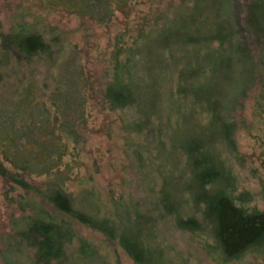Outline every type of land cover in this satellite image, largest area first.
<instances>
[{
  "label": "trees",
  "instance_id": "obj_1",
  "mask_svg": "<svg viewBox=\"0 0 264 264\" xmlns=\"http://www.w3.org/2000/svg\"><path fill=\"white\" fill-rule=\"evenodd\" d=\"M110 1L106 17L90 7L78 11L106 24L114 9L131 2L104 0ZM243 1L180 0L172 14L113 38L101 107L131 111L126 129L136 139L145 132L155 139L152 161L137 168L147 184L136 201L107 195L91 176L69 186L78 167V130L89 116L87 78L72 60L71 69L63 61L58 36L23 25L0 32V82L7 75L18 83L0 104L14 100L19 113L15 124L0 107V177L17 192L12 201L20 215L11 219L9 240L29 253L27 264H104L76 224L115 243L133 264H170L156 228L167 220L206 239L223 261L264 250V187L259 207L254 193L239 190L233 165L239 159L235 114L249 94L264 127V0ZM41 55L65 68L45 99L32 94L35 80L16 75L17 66ZM136 145L140 160L145 145Z\"/></svg>",
  "mask_w": 264,
  "mask_h": 264
},
{
  "label": "rangeland",
  "instance_id": "obj_2",
  "mask_svg": "<svg viewBox=\"0 0 264 264\" xmlns=\"http://www.w3.org/2000/svg\"><path fill=\"white\" fill-rule=\"evenodd\" d=\"M179 2L180 0H131L126 7L114 9L109 22L99 24L92 20L89 14L78 10L90 7L99 14L98 16L106 17L107 9L114 8V2L0 0V32L23 25L35 27L43 32L46 38L58 36L63 44L61 48L63 61L68 60V67L71 69L72 60L82 69L87 78L90 95L89 116L85 125L78 130L80 136L75 149L78 167L75 168L76 175L69 182L70 187L71 184L75 187L80 176H91L96 187L107 195L131 196L136 201L140 200L144 194L147 182L137 168L144 169L142 167L148 166V163L152 161L155 139L149 132H145V136L141 139H136V134L126 129L123 121L132 119L131 111L114 113L101 107L103 72L109 64V53L113 48V38L116 35L125 32V35L129 36L137 23L145 22L147 19L146 24L149 25L151 18L155 15L172 14L174 5ZM55 48L53 46L54 50ZM60 63H51L44 56H37L30 63L17 66L16 75L18 79L27 76L35 80L37 90H34L32 94H41V98L45 99L53 89L55 78L59 77L61 70L63 72L65 70ZM4 66L7 70L10 65ZM3 78V82H0L1 100L18 84L14 79L8 80L7 75ZM4 101L5 103L0 104L1 112L10 117L7 120L17 124V120L13 117L19 113L15 112L14 100L5 98ZM252 101V94H249L244 99L242 108L235 114V119L238 121L235 138L239 159L233 160V165L238 175L239 190L247 189L254 193L253 203L261 207L258 191L264 187V127L252 114ZM149 124L151 125L152 122ZM6 129L2 127L4 132ZM39 134L41 137L44 135L43 132ZM138 142L145 145L141 149L140 160L133 152L134 149L137 150ZM71 147H73L72 144ZM66 159L71 161V155L66 156ZM141 163L144 166L139 168L138 165ZM27 179H32L31 181L37 184L41 182L39 178L33 179L27 176ZM8 190V183L0 177V264H27L29 253L26 249L22 246L10 245L9 239L12 236L10 222L12 218L20 215V211L12 201V198L16 199L17 192ZM156 228L157 236L165 249L171 251V253L167 251L171 257L170 264H264V250L260 253L246 252L239 258L228 257V260L223 261L206 245V239L196 238L190 233L173 228L169 220L158 223ZM76 230L80 236L96 245L98 254L104 255V264H133L115 243L105 240L99 233L77 224ZM208 243H211L210 240ZM91 264H96V260H93Z\"/></svg>",
  "mask_w": 264,
  "mask_h": 264
}]
</instances>
